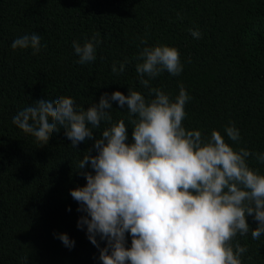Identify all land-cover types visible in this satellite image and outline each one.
Wrapping results in <instances>:
<instances>
[{
	"label": "trees",
	"instance_id": "16d2710c",
	"mask_svg": "<svg viewBox=\"0 0 264 264\" xmlns=\"http://www.w3.org/2000/svg\"><path fill=\"white\" fill-rule=\"evenodd\" d=\"M32 33L41 37L37 54L11 48ZM96 33V59L82 65L73 41L82 45ZM157 45L175 47L183 70L162 72L149 84L173 101L183 86L190 97L183 126L204 138L217 130L236 151L264 153V0H0V264H102L86 229L77 227L81 213L70 195L85 183L73 168L92 141L73 148L61 129L41 146L12 118L41 98L69 96L84 108L114 90L153 98L139 82L136 57ZM126 58L125 70L114 73L112 65L119 69ZM112 107V122L124 119L130 142L127 109L115 101ZM232 125L239 141L225 132ZM107 126L102 122L95 134ZM247 163L264 174L254 155ZM236 242L247 247L242 264H264V234L237 235Z\"/></svg>",
	"mask_w": 264,
	"mask_h": 264
},
{
	"label": "clouds",
	"instance_id": "9594fccd",
	"mask_svg": "<svg viewBox=\"0 0 264 264\" xmlns=\"http://www.w3.org/2000/svg\"><path fill=\"white\" fill-rule=\"evenodd\" d=\"M189 31L201 37L198 29ZM40 41L36 33L24 34L11 48L30 47L35 55ZM99 43V33L82 45L73 41L78 62L94 61ZM136 59L141 61L136 64L139 82L153 98L114 90L87 108L69 96L41 98L14 115L12 123L41 146L61 129L73 148L92 141L73 168L85 183L70 189V195L81 213L77 227L86 229L102 264H242L247 247L233 244L234 239L250 232L259 240L264 234V174L247 163L253 155L264 163V153L236 151L217 130L204 138L200 130L186 129L184 106L190 97L183 86L174 101L150 87L149 80L162 72H182L175 47H143ZM127 62L119 69L113 64L112 71L122 73ZM113 101L127 109L130 142L124 119L112 122ZM102 122L108 126L97 136ZM225 132L239 141L234 125ZM248 216L255 228L250 229ZM58 238L74 247L66 233Z\"/></svg>",
	"mask_w": 264,
	"mask_h": 264
}]
</instances>
